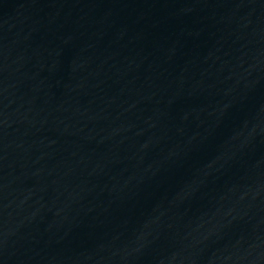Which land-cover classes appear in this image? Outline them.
<instances>
[{
  "label": "water",
  "instance_id": "95a60500",
  "mask_svg": "<svg viewBox=\"0 0 264 264\" xmlns=\"http://www.w3.org/2000/svg\"><path fill=\"white\" fill-rule=\"evenodd\" d=\"M0 264H264V0H0Z\"/></svg>",
  "mask_w": 264,
  "mask_h": 264
}]
</instances>
